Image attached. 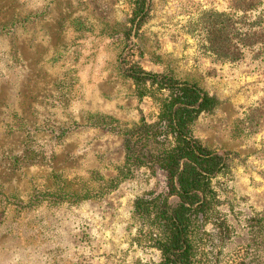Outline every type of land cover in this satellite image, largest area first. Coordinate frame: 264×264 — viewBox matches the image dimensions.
<instances>
[{
  "label": "rangeland",
  "instance_id": "rangeland-1",
  "mask_svg": "<svg viewBox=\"0 0 264 264\" xmlns=\"http://www.w3.org/2000/svg\"><path fill=\"white\" fill-rule=\"evenodd\" d=\"M133 1L0 0V264H161L137 203L157 205L164 173L126 160L162 93L129 70L216 99L190 126L227 156L195 264H264V60H233V0H150L139 25Z\"/></svg>",
  "mask_w": 264,
  "mask_h": 264
},
{
  "label": "trees",
  "instance_id": "trees-1",
  "mask_svg": "<svg viewBox=\"0 0 264 264\" xmlns=\"http://www.w3.org/2000/svg\"><path fill=\"white\" fill-rule=\"evenodd\" d=\"M149 3L150 0L133 1L132 22L142 23ZM233 7L240 19L237 23L246 28L243 32L234 26L235 35L246 43L242 53L235 48L239 51L233 60L242 59L247 53L252 60L263 61L264 43L259 47L254 44L257 39L264 41V0H233ZM128 75L138 82H150L162 93L159 100L155 98L158 101L156 122L144 124L149 133H137L134 145L141 144V147L128 153L130 158L126 161L132 165L156 166L164 173L166 192L159 196L157 205H153V199L143 200L138 201V208L153 212L154 219L163 228L164 239L156 241L161 264H195V234L203 227L204 218L214 203L211 180L226 168L227 156L203 146L191 135L190 126L201 113L216 106V99L196 84L171 76L134 70H129ZM160 139L170 147L157 150ZM171 197L176 201L171 202ZM150 206L153 208L149 209Z\"/></svg>",
  "mask_w": 264,
  "mask_h": 264
}]
</instances>
